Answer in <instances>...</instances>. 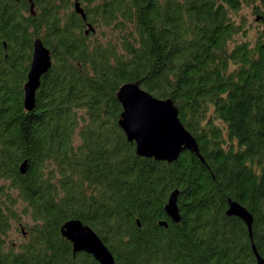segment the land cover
Segmentation results:
<instances>
[{"label": "trees", "instance_id": "obj_1", "mask_svg": "<svg viewBox=\"0 0 264 264\" xmlns=\"http://www.w3.org/2000/svg\"><path fill=\"white\" fill-rule=\"evenodd\" d=\"M79 1L86 19L74 0H33L34 13L28 0H0V264H99L62 236L70 218L92 227L114 264H256L252 242L264 258V0ZM243 6L261 29L235 41ZM101 27L110 29L102 40ZM37 37L52 63L26 110ZM125 81L172 98L204 161L187 149L172 161L136 154L117 122ZM174 188L178 222L164 210ZM228 198L252 214L251 236L225 213ZM15 221L19 243L9 240Z\"/></svg>", "mask_w": 264, "mask_h": 264}, {"label": "water", "instance_id": "obj_2", "mask_svg": "<svg viewBox=\"0 0 264 264\" xmlns=\"http://www.w3.org/2000/svg\"><path fill=\"white\" fill-rule=\"evenodd\" d=\"M29 1V10L34 13V2ZM74 9L83 19H86L84 8L79 0H74ZM264 22V20H263ZM94 31V26L88 22L85 32ZM52 63L50 49L37 37L33 41L32 57L23 86V105L31 110L35 104L36 90L40 85L41 77L49 70ZM116 98L121 104L118 125L126 138L135 143V152L140 156L153 157L157 160H174L179 153L187 149L195 153L201 161L202 157L196 138L184 126L178 116V109L172 98H160L142 88L138 81H125L116 90ZM24 173L26 161L20 166ZM179 190L174 188L164 205L166 215L174 222L181 219L177 204ZM227 215H234L242 219L251 236L252 214L237 200L228 198ZM166 226L165 220L159 221ZM21 232L25 234L21 226ZM60 232L72 245L73 253L84 251L91 254L99 264H114V256L101 237L88 224L79 219L70 218L60 226ZM256 264H264V258L257 251L254 242L251 243Z\"/></svg>", "mask_w": 264, "mask_h": 264}, {"label": "rangeland", "instance_id": "obj_3", "mask_svg": "<svg viewBox=\"0 0 264 264\" xmlns=\"http://www.w3.org/2000/svg\"><path fill=\"white\" fill-rule=\"evenodd\" d=\"M242 12L243 14L246 15V21H245V31L243 32V34H238L235 36V41H239L240 39H242L243 37L249 38V39H253L255 37H257L259 30L261 29L260 25L258 23H256V21L254 20V15L252 14L250 7L249 6H243L242 8ZM103 31H105L106 34L103 33ZM110 35V29L109 28H104L101 27L98 32L96 33V37L100 40L104 39L105 37ZM17 212L19 214V221L23 222V223H27L29 221L28 216L21 212L20 208H17ZM18 221H15L13 224V228L12 230H10L9 232V240L14 241L15 243H19L22 239V235L20 233L19 230L15 229V224H17Z\"/></svg>", "mask_w": 264, "mask_h": 264}, {"label": "flooded vegetation", "instance_id": "obj_4", "mask_svg": "<svg viewBox=\"0 0 264 264\" xmlns=\"http://www.w3.org/2000/svg\"><path fill=\"white\" fill-rule=\"evenodd\" d=\"M247 227V226H246Z\"/></svg>", "mask_w": 264, "mask_h": 264}]
</instances>
